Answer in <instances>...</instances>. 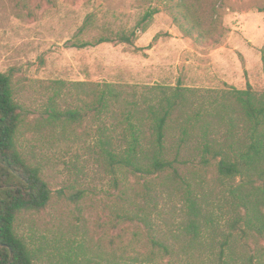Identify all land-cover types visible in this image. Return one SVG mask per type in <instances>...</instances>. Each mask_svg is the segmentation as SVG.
Returning a JSON list of instances; mask_svg holds the SVG:
<instances>
[{"label": "rangeland", "instance_id": "1", "mask_svg": "<svg viewBox=\"0 0 264 264\" xmlns=\"http://www.w3.org/2000/svg\"><path fill=\"white\" fill-rule=\"evenodd\" d=\"M174 5L175 0H0V73H11L15 99L28 116L19 143L41 166L52 192L45 211L17 220L18 233L40 252L39 264H184L180 256H161L149 241L151 232L181 249L179 185L164 176L116 173L99 143L122 145L121 126L108 116L51 123L46 115L50 103L59 111L81 109L95 84L119 86L140 103L153 87L180 85L219 100L247 84L264 92V0H222L219 44L184 36L173 22ZM152 10L158 12L144 20ZM132 31L133 46L78 48ZM193 167L181 166L187 175ZM201 173L182 177L193 187L202 182L213 199L223 190L215 171ZM255 243L248 241L252 264H264V241Z\"/></svg>", "mask_w": 264, "mask_h": 264}, {"label": "trees", "instance_id": "2", "mask_svg": "<svg viewBox=\"0 0 264 264\" xmlns=\"http://www.w3.org/2000/svg\"><path fill=\"white\" fill-rule=\"evenodd\" d=\"M221 3L175 0L173 22L196 43L219 44ZM157 12H147L144 20ZM136 36V31L118 32L78 48L111 42L133 46ZM93 87H88L79 110L59 111L50 103L47 120L81 122L90 115L108 116L121 126L122 145L108 139L99 143L116 173L136 179L164 176L179 185L184 213L179 235L184 241L176 251L150 232L157 253L169 259L180 256L178 261L184 264H252L248 241L255 247L256 240L264 241V92L257 93L247 84L245 90L230 88L219 100L197 96L194 89L180 85L153 87L148 89L149 99L140 103L119 86ZM27 119L15 99L11 73H0V264H39L40 252L18 233L17 220L45 211L52 200L41 166L19 143ZM183 154L189 155L186 160ZM188 164L194 166L192 175L181 168ZM209 168L223 189L213 199L212 192H203L202 182L193 187L182 177L203 176L201 170ZM142 222L152 230L146 219Z\"/></svg>", "mask_w": 264, "mask_h": 264}]
</instances>
